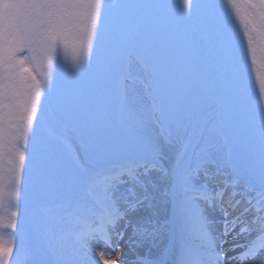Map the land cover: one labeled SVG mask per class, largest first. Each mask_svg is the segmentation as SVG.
Masks as SVG:
<instances>
[{"label": "rangeland", "instance_id": "rangeland-1", "mask_svg": "<svg viewBox=\"0 0 264 264\" xmlns=\"http://www.w3.org/2000/svg\"><path fill=\"white\" fill-rule=\"evenodd\" d=\"M199 1L211 44L212 94L222 95L223 109L247 138H258L254 144L264 162V0ZM192 22L185 0L0 1V264H35L23 249H32L31 229L36 228L34 244L42 260L50 256L52 264H89L88 260L92 264L88 244L82 246L92 239L85 236L93 231L78 232L70 212L94 215L93 196L99 198L108 181L94 183L91 195L84 183L98 172L102 156L108 157V163L130 157L152 161L133 173L129 182L110 189L109 198L122 211L125 203L139 197V208L132 213L142 218L132 226L144 231L148 247L162 236L158 256L166 240L163 234L169 232L153 203L156 191L165 198L170 195L168 170L203 165L197 171L200 181H208L202 188L209 184L213 192L226 191L229 199L231 190L244 192V198L263 192L260 158L247 141L239 139L240 151L254 171L244 168L234 149V134L216 112L210 113L214 103L206 97L208 77ZM25 47L26 53H19ZM127 47L140 49L141 54L124 58ZM126 72L129 79L123 81L120 95L125 123L121 127L112 108L117 96L114 79ZM150 82L159 88L166 107L162 112L154 107L157 100L150 97ZM247 98L252 117L259 120L251 122L252 132L246 126ZM41 120L53 139L43 133ZM198 133L201 143L187 160V147ZM92 139L102 153L95 150ZM61 141L71 149H64ZM213 147L221 150L222 163L209 157ZM72 153L86 171L69 168ZM22 193L31 197V204L47 205L58 199L65 204L26 214ZM262 227L254 226L252 232L262 233ZM61 233L66 234L61 238ZM78 243L82 248L76 247ZM66 249L73 250L69 258ZM142 255L153 256L143 249L129 257ZM133 259L138 260L129 261L134 263Z\"/></svg>", "mask_w": 264, "mask_h": 264}, {"label": "bare ground", "instance_id": "bare-ground-1", "mask_svg": "<svg viewBox=\"0 0 264 264\" xmlns=\"http://www.w3.org/2000/svg\"><path fill=\"white\" fill-rule=\"evenodd\" d=\"M195 24H196V27H197L198 36L200 38L199 39L200 46L202 47V49H203V51L205 53V56L207 57L209 55V47H206L204 38L202 37V24L199 23L197 20H195ZM224 117L226 119V122H228L229 125L231 126V128H235L234 124L231 122L232 119L228 115H226L225 113H224ZM208 155H209V157H213V158L218 159L221 163L223 161V155H222L221 150L215 149L214 147L210 149ZM244 162H245V165L248 168L251 167L250 164L247 161H244ZM161 183H162V185H160V186H163L164 185V180ZM155 193H156L155 194L156 195L155 207H157L159 209V212L161 213V216H164L165 218H167L169 199H168V197L165 199L164 195H160V194H158V192H155ZM232 199L235 200V198L226 199V196H224L223 204L227 205V206H231L232 202L234 201ZM206 202H207V200H206ZM209 206H210V208L211 207H215L214 204H210ZM212 213H213V222L215 224H217V220H218V217H219V213L217 211H213L212 212L211 210H209L207 212V216H208L207 218L208 219H212V218H210V215ZM130 217H131V219L133 221H136L139 218L141 219V217H139V216H137V215H135L133 213L131 214ZM262 221H264V220L259 219V221H257L255 224H251L250 227L252 225L253 226L260 225V223H262ZM228 223H229V221H228ZM220 228H221L220 226L219 227H217V226L211 227L213 235H211V234L205 235V236H203V238L205 239V242H203V239H197V240H195L193 242V244L197 247V250H199L200 253L209 252V253L213 254L215 252V250L213 252V250H211V249H213L212 246H208L207 243L208 242H212V241L213 242L217 241V243H218V240L225 236V237H227V241L224 240V245L221 246V248L219 249V251H221V253H222V256L227 260V262L225 264L236 263V262L241 261L242 258H239V253L242 251V249L240 250L239 248H236V249L234 248V244H236V243L235 242H231V237L232 236L228 235V231H227L228 228H226L225 232L222 233V234H221ZM255 235L256 234H254L252 232V230H251L248 233H246L243 236V238H252ZM161 240H162V236L157 241H155V244H154L153 247H148L146 239H143L142 232L138 231V232H133V234L127 235L126 238L123 239L122 242H120V244H118L119 245L118 249L115 250V251H111V250H109L107 248L104 249V251H101L97 247V245L94 244V241H91L90 243L93 244L94 251H96L98 254H100L99 255V260L100 261L102 260L101 262H104L106 264H120V263H122V264H131L129 259L130 258H137L138 256H136V257H129V256L132 253H138L140 251H143V249H146V250L150 251L153 254L154 258H158L159 257L158 256V248H159V245L161 244ZM115 244H117V243H115ZM144 246H147V247H144ZM139 247H141V248L137 249ZM129 250H134V251L132 253H130ZM207 250H209V251H207ZM262 253H264V248H263V252ZM262 255L263 254H261L257 259H250L251 260V264H264V256H262ZM189 257L190 256L188 255L184 259H181V258H179V256H177L176 264L177 263H179V264H191V262L188 263V261H187L189 259ZM87 262L89 264H91L89 262V260ZM91 262H92V264H95L93 262V259H91Z\"/></svg>", "mask_w": 264, "mask_h": 264}]
</instances>
